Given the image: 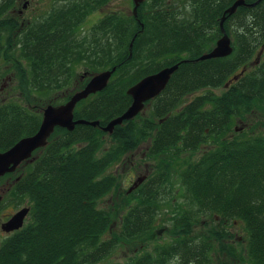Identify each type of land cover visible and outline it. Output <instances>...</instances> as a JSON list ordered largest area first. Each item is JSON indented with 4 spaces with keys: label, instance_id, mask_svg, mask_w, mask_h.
I'll return each instance as SVG.
<instances>
[{
    "label": "trees",
    "instance_id": "trees-1",
    "mask_svg": "<svg viewBox=\"0 0 264 264\" xmlns=\"http://www.w3.org/2000/svg\"><path fill=\"white\" fill-rule=\"evenodd\" d=\"M109 1L63 0L44 21L24 27L4 15L14 0L0 5V81L7 66L16 61L21 71L25 60L27 76L17 77L21 96L32 111L16 103L0 106V152L38 131L42 116L37 111L42 107L32 104L33 96L54 102L51 94L56 92L55 100L59 99L80 63L94 74L116 68L108 87L75 110V120H98L99 127L78 125L73 132L56 128L48 145L34 153V162L29 160L0 179L6 192L0 208L27 205L31 209L21 230L0 239V264H99L123 244L131 250L126 263L109 264H216L213 239L225 248L222 241L233 237L229 228L237 223H244L248 233L240 264H264V62L255 68L249 64L264 41V12L253 16L256 25L250 28L244 26L249 22L246 9H239L233 21L241 27L232 55L196 61L215 47L226 0H185L187 4L179 6L147 0L136 17L133 12L108 14L81 35L80 25ZM161 58L166 60L157 65ZM175 64L179 69L152 101L156 119L139 115L117 126L112 135L101 131L131 106L127 91L132 86ZM235 77L239 79L234 81ZM230 81L224 95L195 97L173 114L186 95ZM74 93L60 99L65 103ZM255 112L261 115L258 122L226 138L233 124ZM258 128L262 131L256 134ZM104 136L110 137L109 147ZM149 137H153L151 158L172 150L175 159L210 140L217 146L181 174L182 187L198 213L175 211L170 221L173 240L157 243L152 250L147 249L161 206L159 184L164 178L170 183L171 162L126 196L120 231L107 240L103 237L114 215L100 208V201L118 186L108 169ZM205 215L214 223L219 217L221 226L195 235L196 221ZM137 250L143 253L137 256Z\"/></svg>",
    "mask_w": 264,
    "mask_h": 264
},
{
    "label": "rangeland",
    "instance_id": "rangeland-1",
    "mask_svg": "<svg viewBox=\"0 0 264 264\" xmlns=\"http://www.w3.org/2000/svg\"><path fill=\"white\" fill-rule=\"evenodd\" d=\"M2 2L3 0H0V5H3L4 2ZM14 2L16 3L14 4L13 8L12 4H10V7L7 9L4 15L5 17H7V19L16 18V20H19V23L24 24L23 27L38 22L41 23L42 19L48 17L54 8L57 9L64 4L63 0H14ZM165 3H167V6H179L182 4H187L185 0H166ZM188 6L189 5H187V10L185 9V11L187 12L189 9ZM133 7V0H110L108 3L99 7L94 14L89 16L86 21H84V23L80 25V34L87 35V32L91 29L93 24L97 23L99 19L103 18L108 14L119 13L125 16L131 15ZM229 30L231 33L230 35H232L234 40H236L235 30L233 29V27H231ZM263 45L264 41L261 42V44L254 51L253 57L251 58V61L249 63L251 66L252 64L259 61L264 62ZM18 54L19 53H17V55ZM165 60L166 58H161L157 65L163 63ZM13 63V65H10L11 67H6L8 68V70L0 81V106L9 103H16L23 105L25 108H27V110L31 111L28 108L29 106H27L28 104L26 105L27 102H25L24 98L21 96V88L19 84L21 81H19L17 77L27 76L25 68V66H27V62L23 60L20 63V66H22L21 71L17 70L19 64H17L16 61H14ZM12 66H14L15 70ZM251 69L252 68L249 67L250 71L253 70ZM75 70V76L72 79L71 85L67 89L59 92L61 97H66L69 93L78 92L77 89H79L78 87L80 86V84L85 83L88 78L90 81L94 75L92 69H90L86 64H78ZM106 70H101L100 72ZM63 92L67 93L62 95ZM226 92L227 88L224 86V84L216 88H201L200 90L193 92L190 95H186V97H184L183 99L184 101L182 102L181 106L174 110L173 114L177 113L179 109H181L186 103H188L195 97L207 95L210 93L215 96H220L224 95ZM23 94V96L26 97L27 94L25 93V91H23ZM57 95L58 93L56 92L51 94V98H54V102H51L47 98H42L36 95L32 97V104L42 107V110L37 111L39 112V114H41L42 117L44 109H46L48 106H58L64 104L62 99H60L61 97L55 100V96ZM55 101H57V103H55ZM153 109V104L147 105L140 114L141 117L156 119L154 116ZM260 119L261 115L256 112L251 116H246V118L242 122L238 121L236 124H233V126L231 127V132L227 134L226 138L234 136L235 132L243 131L244 129H246L247 126L253 125ZM260 131L262 130L258 128L256 130V134H258ZM104 140L106 142V145L109 147L111 142L110 137L104 136ZM152 140L153 137H149L134 149L125 152L121 156V158L117 160L114 165H112L107 171V174H112L117 178L118 186L112 191V193H110L108 196H106L103 200L100 201V208L110 210L114 215L113 224L107 234H105L103 237L105 240L111 238L114 234L120 231V225L122 220L121 218L126 213V208H124L127 199L126 196L136 191V189L140 185L147 182L151 177L157 175V173L160 172L159 170L163 169L165 164L168 162H171L172 166L170 168V183H168V180L164 178V180L161 181V183L159 184L158 201L161 206L156 217L157 221L155 223L156 229L154 230L153 241L149 244V248L147 250H152L154 248V245L157 243H162L163 241L171 242V240H173L172 223L170 221L175 211L179 210L181 212L184 210L190 213H195L198 211V209H196L197 207L193 206L190 198L186 196L185 189L182 187L181 174L183 170L188 166V164L199 161L205 156L207 152H212L217 146L215 144H212V141L210 140L209 142L203 145H199L198 149L193 152L179 153L180 156L175 159H173L172 150L164 155L151 158L149 157V148L151 146ZM32 159L35 160L36 158L34 157ZM139 179H142V182H139ZM162 185H164V187H161ZM1 189L2 191L4 190L2 187ZM5 193L3 200L5 199ZM26 206H21L17 209H14L12 206H5L3 208H0V226L3 222L11 218V216L14 215L18 210ZM205 216H207V218ZM205 216H201L198 219L196 218L197 221L193 231L195 235L207 234L209 228L213 227L214 229H216V227L218 228V225L221 226L219 217L216 219V223H214L211 221L210 216ZM217 222H219V224H217ZM229 229L233 237H226L224 241H222L226 246L225 248H223L224 246L221 248L220 245L216 244L218 240H216L215 238L213 239L212 243L214 244V248L217 252L213 260L216 262V264L241 263L240 253L242 251H245V247L247 245L246 242L248 239V233L246 231L245 224L237 223L235 227H231ZM8 236L9 234L4 233L0 229V239L7 238ZM135 244L139 248L142 245V242ZM126 245L127 244H123L119 246L117 250L113 253V256L110 257V259L99 264H109L111 262L126 263V260L129 258L128 255L131 253V250H129ZM235 251H238L237 254H235ZM142 253L143 251L137 250L135 252V255L140 256Z\"/></svg>",
    "mask_w": 264,
    "mask_h": 264
},
{
    "label": "water",
    "instance_id": "water-1",
    "mask_svg": "<svg viewBox=\"0 0 264 264\" xmlns=\"http://www.w3.org/2000/svg\"><path fill=\"white\" fill-rule=\"evenodd\" d=\"M146 1L147 0H133L134 7L132 12L135 17L137 16L138 8ZM261 1L263 0H258L254 4L247 5L245 0H237L227 9L220 22L223 37L211 51L205 53L196 61L223 59L231 56L234 49L223 27L226 15H233L239 7H254ZM179 64L165 67L157 73L144 77L137 84L132 86L127 91V94L132 98L131 106L121 116L112 119L106 126L101 127V130L104 133L112 135L117 126L123 125L124 122L132 121L139 116L145 109L147 103L156 99L167 88L172 76L179 69ZM115 71L116 68H112L111 70L94 74L85 87L74 93L66 103L58 106L50 105L44 109L42 123L34 135L25 137L9 150L0 152V179L8 174L15 173L23 163L33 160L32 157L34 153L48 145L49 139L56 128H62L69 132H73L78 125L91 126L94 128L99 127L100 121L98 120H75V109L80 102L86 100L91 95L104 91L108 87ZM237 78L238 77H235L233 80H237ZM138 181L142 182V179ZM4 193V190L2 191L0 187V206L3 202ZM30 211L31 209L29 207L18 210L11 218L1 224L0 229L7 234H12L21 230L25 225Z\"/></svg>",
    "mask_w": 264,
    "mask_h": 264
},
{
    "label": "flooded vegetation",
    "instance_id": "flooded-vegetation-1",
    "mask_svg": "<svg viewBox=\"0 0 264 264\" xmlns=\"http://www.w3.org/2000/svg\"><path fill=\"white\" fill-rule=\"evenodd\" d=\"M237 0H226V3H227V7L223 10V13H222V17L220 18V20H219V23H218V36H217V39L215 40V45L217 44V42L223 37V34H222V32H221V25H220V22H221V20H222V18H223V16H224V14H225V12L227 11V9H229L235 2H236ZM246 1V4L247 5H251V4H254V3H256L258 0H254V1H252V0H245ZM189 7V6H188ZM190 8V7H189ZM241 8H245L246 9V11H245V14H246V16L248 17L247 19H248V23L246 24V25H244V26H249L250 28H251V26H252V24H255L256 25V23H255V20H254V17L253 16H256L257 14H259L260 12H264V0L263 1H261L259 4H257V5H255L254 7H249V6H245V7H239L238 9H237V11L236 12H238V10L239 9H241ZM190 10V9H189ZM236 12L233 14V15H230V16H228V15H226V20H225V22H224V24H223V27H224V30L226 31V33H227V35H228V37L230 38V40H231V46L233 47V43H234V38L232 37V35H230L231 33H230V28L231 27H233V29L235 30V36H236V30H238V28L239 27H241L240 25H239V23H237V22H235V21H233L234 19V15L236 14ZM186 13H187V15H186V17H189V13L186 11ZM47 17H45V18H43L42 19V21H44L45 19H46ZM253 18V19H252ZM251 20H253L254 22H250ZM31 22V21H30ZM228 27H230V28H228ZM240 33H242V32H238V34H240ZM264 46V45H263ZM211 51V50H210ZM262 61H259V62H256V63H254V64H252V68H255V67H257V66H259L260 65V63H261ZM244 71V72H243ZM242 72L243 73H241V75H243L244 73H246V69H244ZM237 79H239V78H237ZM235 81V80H234ZM232 84V81H230V82H228L227 83V85L228 86H225L226 88H229V86ZM149 104H151L152 105V101H150V102H148L147 103V105H149ZM146 105V106H147ZM234 136H231L230 138H228V139H231V138H233Z\"/></svg>",
    "mask_w": 264,
    "mask_h": 264
}]
</instances>
